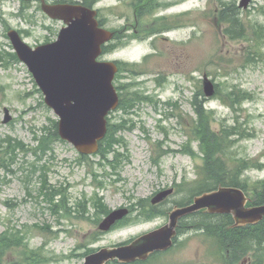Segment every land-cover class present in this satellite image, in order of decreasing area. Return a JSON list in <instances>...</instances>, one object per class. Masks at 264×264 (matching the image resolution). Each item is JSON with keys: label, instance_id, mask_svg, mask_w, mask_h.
Instances as JSON below:
<instances>
[{"label": "rangeland", "instance_id": "374dc122", "mask_svg": "<svg viewBox=\"0 0 264 264\" xmlns=\"http://www.w3.org/2000/svg\"><path fill=\"white\" fill-rule=\"evenodd\" d=\"M93 4L105 28L122 32L111 42L117 47L100 59L127 64L116 73L114 85L120 98L134 103L109 115V122L119 126L118 141L103 158L98 152L82 155L60 138L39 148L58 117L18 59L7 31L16 29L33 48L55 40L63 22L45 15L37 1L0 0V236L14 233L20 244L42 255L38 264H82L92 250L151 230L165 216L155 211L152 218H143L139 214L145 209L139 205L163 189L174 190L167 206L192 200L203 164L198 141L189 132L195 97L211 112V130L234 126L240 131L231 136L224 160L255 163L240 174L246 188L264 180V0H251L246 8L239 7V0ZM140 6L159 7L143 14ZM234 12L241 24L231 27L223 17ZM161 19L169 29L156 32ZM204 74L216 86L210 97L203 91ZM236 90L248 99L229 105L233 95L228 94ZM136 96L147 100H134ZM5 108L11 116L7 122ZM43 180L57 192L51 200ZM246 193L252 196L250 190ZM99 200L101 206L95 204ZM55 203L66 209L54 213ZM128 206L132 212L123 223L106 232L98 229L110 210ZM210 222L219 223V216L193 215V227L183 229L172 250L148 264H264V241L251 244L232 262L230 251L204 229ZM22 253L20 246L7 249L0 264H17Z\"/></svg>", "mask_w": 264, "mask_h": 264}, {"label": "water", "instance_id": "95a60500", "mask_svg": "<svg viewBox=\"0 0 264 264\" xmlns=\"http://www.w3.org/2000/svg\"><path fill=\"white\" fill-rule=\"evenodd\" d=\"M40 1L42 10L50 18L64 23L56 40L32 48L17 30L10 29L7 35L18 59L28 67L44 94L45 103L58 116L59 137L80 153L93 154L106 135L109 112L119 104L113 85L117 64L98 59L102 46L112 39L114 32L99 25L94 8L80 3ZM250 1L240 0L239 6L246 8ZM202 85L206 96L214 94V84L206 74ZM4 111L7 122L11 116L7 108ZM172 192L173 188L161 190L153 201H160ZM249 201V196L239 187L218 186L195 195L188 205L173 208L163 226L129 243L101 247L87 254L82 264L145 260L154 251L165 250L173 244L181 217L201 210L210 214H230L233 226L255 224L264 218V203L247 205ZM128 212L126 207L113 209L102 219L99 229L108 230Z\"/></svg>", "mask_w": 264, "mask_h": 264}, {"label": "trees", "instance_id": "16d2710c", "mask_svg": "<svg viewBox=\"0 0 264 264\" xmlns=\"http://www.w3.org/2000/svg\"><path fill=\"white\" fill-rule=\"evenodd\" d=\"M62 1V0H61ZM97 0H82L84 5L91 6ZM149 4L157 3V0H146ZM224 8L230 13V7L227 3H224ZM159 6H140V13H147L152 11L154 8ZM224 22H227L232 26L240 25V18L234 12L232 15L224 16ZM139 21L136 23V29L138 31ZM173 26V25H171ZM138 27V28H137ZM165 29H169L168 23L161 19L160 29L156 32L163 31ZM228 31H231L229 29ZM155 32V31H152ZM235 35L240 36L242 34L241 31H235ZM243 37V36H242ZM117 38L116 36L114 37ZM118 44L109 43L103 46V53L114 50ZM14 58L16 57L13 55ZM127 64L119 63V69H127ZM131 67H134L132 65ZM134 71V70H130ZM228 95H233V98L230 100L229 105H233L236 101H244L248 99L245 92L235 91L231 92ZM134 100L146 99L142 96H136ZM126 98V97H124ZM120 98L119 106L126 110L127 106L134 105L133 101L128 100L126 102L125 99ZM132 99V98H131ZM147 100V99H146ZM194 110H195V118L192 119V126L189 128V132L192 135L193 140H197L199 144L200 152L202 153L203 164L200 170L198 171V178L194 183V188L191 190V194L193 196L198 195L200 193L213 190L218 186H236L246 190H250L252 196L250 197L251 204H263L264 203V180L258 181L253 184V187L248 189L246 188V184L242 182L240 178V174L243 170L255 167V163L246 159H237L229 163L227 160L225 162L224 157H227V151L230 146H232V135H240V131L236 129L234 126L230 127H222L220 131H213L209 126V121L211 120V112L204 111L203 101L198 100L196 97L193 100ZM119 126L117 124H113L108 122L107 125V134L105 138L100 142L98 153L101 154L102 158L106 155V153L113 151V145L118 141L115 138L116 130ZM49 130V131H48ZM48 133L42 136L45 138L41 141L39 148L46 149L49 146V142L51 140L57 139V121H52V127L47 129ZM106 138L108 140L106 141ZM18 146H22L19 142ZM11 147V146H10ZM36 148L35 150H37ZM44 183V194L48 198V200L53 199V197L57 194L55 190L47 189L45 180L42 181ZM248 195V194H247ZM96 205H100V200L95 203ZM66 209L63 203L53 205L51 208L55 213L57 209ZM210 216H215L211 214H207ZM220 218L219 223H206L204 225V229L210 232V235L217 239V241L230 251L229 257L233 262L238 260L241 255L248 250H251V244H259L261 241H264V233L259 235L258 231L264 229V218L255 224H248L244 226L235 227L233 226V220L231 215L229 214H221L218 215ZM264 231V230H263ZM239 234H247V238H240ZM21 239L16 237L14 233L6 232L2 236H0V259L4 255L5 251L10 248H15L17 246L21 247L23 250L22 259L17 264H38L42 262L43 257L41 254L34 252L32 250L24 247V244H20ZM93 251V250H92ZM91 252V251H90Z\"/></svg>", "mask_w": 264, "mask_h": 264}, {"label": "flooded vegetation", "instance_id": "af4514ba", "mask_svg": "<svg viewBox=\"0 0 264 264\" xmlns=\"http://www.w3.org/2000/svg\"><path fill=\"white\" fill-rule=\"evenodd\" d=\"M51 3H57V2H61L60 0H47ZM136 32V30H134V33ZM170 197L169 196H166L164 199L160 200V201H157V202H154V198L155 196H151V198H149L148 201H145L139 205V208H144L145 210L144 211H141L140 212V216H142L143 218H152V214L156 212H161L164 214L165 216V220L164 222L160 223L159 225L155 226L154 228H152L151 230L153 229H156V228H159L161 226H163L164 224H166L168 222V217H169V213L170 211L175 208V207H181V206H185L187 204H189L190 202H185V203H174L172 206H167L166 205V200ZM138 206V205H137ZM133 207V206H132ZM132 207L128 206L127 208L129 209V213L132 212ZM201 213L204 214V211H200ZM198 212V213H200ZM108 214V213H107ZM105 214V215H107ZM104 215V216H105ZM128 215L124 216L123 218L119 219L118 221H116L114 224H113V228L121 223H123L125 220H126V217ZM193 216V214H189L187 216H183L181 217L178 222H177V226H176V235L175 237L173 238V245L165 250H158V251H154L153 253H151L147 259H145V261H135L133 263H129V264H148L151 259L153 258H156V257H159V256H162V255H166L168 254L172 248L174 247L175 243H176V240L178 239V237L180 236V234H182L181 232H183V229L184 228H188V227H193V225L190 223V218ZM150 231V230H148ZM147 231V232H148ZM106 264H119L115 261H112V262H108Z\"/></svg>", "mask_w": 264, "mask_h": 264}, {"label": "bare ground", "instance_id": "6f19581e", "mask_svg": "<svg viewBox=\"0 0 264 264\" xmlns=\"http://www.w3.org/2000/svg\"><path fill=\"white\" fill-rule=\"evenodd\" d=\"M263 230H264V229H262V230H259V231H258L259 235H261V234H263V233H264V231H263ZM247 236H248L247 234H239V237H240V238L244 237V238L246 239V238H247Z\"/></svg>", "mask_w": 264, "mask_h": 264}]
</instances>
